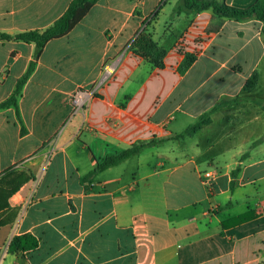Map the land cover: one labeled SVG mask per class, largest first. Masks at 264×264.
<instances>
[{"label":"crops","instance_id":"crops-1","mask_svg":"<svg viewBox=\"0 0 264 264\" xmlns=\"http://www.w3.org/2000/svg\"><path fill=\"white\" fill-rule=\"evenodd\" d=\"M8 1L0 34L11 36L46 30L72 2ZM177 1L101 0L37 61L34 44L0 38V105L36 63L18 107L0 108V264H264L263 23L173 16ZM23 3L35 9L24 17ZM143 30L166 51L161 65L133 47ZM79 89L92 92L85 113ZM206 171L218 174L211 193ZM27 235L36 247L10 250Z\"/></svg>","mask_w":264,"mask_h":264},{"label":"trees","instance_id":"trees-1","mask_svg":"<svg viewBox=\"0 0 264 264\" xmlns=\"http://www.w3.org/2000/svg\"><path fill=\"white\" fill-rule=\"evenodd\" d=\"M100 1L101 0H72L64 14L46 30L27 31L15 36L0 34V38L5 40L16 39L27 44H34L36 48L34 58L35 61H37L42 56L44 49L50 42L68 36L74 30V28L89 14L92 8ZM207 10H212L214 14L219 17L236 21L255 18L263 23L264 34V0H257L252 7L247 9H240L230 6L225 1L221 0H178L173 8L172 15L175 16L177 14H195ZM133 47L143 53L155 65H161L164 57L166 56V51L162 47H160L152 39L151 35L144 30L133 42ZM35 61L30 64L27 72L22 76L21 79L18 80L15 92L6 102L0 105V108H6L9 106H14L16 108L18 107V97L20 96L21 91L27 83L28 79L34 72L36 64ZM194 61V56L187 55L180 65V72L185 73ZM257 85L258 77L256 74H254L248 79L244 88V92L254 91L257 88ZM237 101L238 100L236 99L230 104H233ZM259 103L264 110V100L260 101ZM207 123V119H205V116H203L199 121L190 126L179 137H185L186 135L192 136ZM149 145H151V143L131 146L122 153H119L115 156H108L102 161L100 165H98V167L95 169V172L118 166L131 157L139 154L145 147ZM240 170L241 168L238 167L235 171H233L232 176L235 178L240 173ZM254 217L255 214L247 213L238 217L236 219V222L243 223ZM19 243H24V246H17ZM36 246L37 241L32 236L27 235L16 237L15 239H13L10 245V250L15 252L19 250V247H21L20 249L25 250Z\"/></svg>","mask_w":264,"mask_h":264},{"label":"built area","instance_id":"built-area-1","mask_svg":"<svg viewBox=\"0 0 264 264\" xmlns=\"http://www.w3.org/2000/svg\"><path fill=\"white\" fill-rule=\"evenodd\" d=\"M115 70V63H108L104 67L105 77L110 76ZM92 97V92L84 89H79L73 96V107L76 113H85L88 101ZM204 184L209 193L212 192L213 181L218 177L215 171H206L204 174Z\"/></svg>","mask_w":264,"mask_h":264},{"label":"rangeland","instance_id":"rangeland-1","mask_svg":"<svg viewBox=\"0 0 264 264\" xmlns=\"http://www.w3.org/2000/svg\"><path fill=\"white\" fill-rule=\"evenodd\" d=\"M10 5V2L8 0H0V15L4 13V11H6L8 9ZM20 9L23 10L22 12V16H26L28 15L27 11H33L35 10L34 8H30V5L28 3H23V5H19L18 6ZM12 10V9H10ZM9 16V14H8ZM189 144L193 143L194 140H187Z\"/></svg>","mask_w":264,"mask_h":264}]
</instances>
